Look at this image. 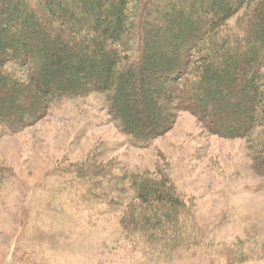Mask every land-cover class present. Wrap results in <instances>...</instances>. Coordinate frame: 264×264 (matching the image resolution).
Masks as SVG:
<instances>
[{
    "label": "rangeland",
    "instance_id": "374dc122",
    "mask_svg": "<svg viewBox=\"0 0 264 264\" xmlns=\"http://www.w3.org/2000/svg\"><path fill=\"white\" fill-rule=\"evenodd\" d=\"M36 37L25 42L30 52L41 51ZM19 95H0V106ZM249 141L210 135L180 113L138 147L109 120L98 93L57 100L17 133L0 126V164L9 172L0 184V264H264V177L253 170ZM133 175L167 180L183 211L162 218L129 192L116 198V184ZM129 207L138 210L122 231ZM141 208L147 225L136 222Z\"/></svg>",
    "mask_w": 264,
    "mask_h": 264
},
{
    "label": "trees",
    "instance_id": "16d2710c",
    "mask_svg": "<svg viewBox=\"0 0 264 264\" xmlns=\"http://www.w3.org/2000/svg\"><path fill=\"white\" fill-rule=\"evenodd\" d=\"M194 1L0 0V95L20 94L0 106V126L17 133L57 100L98 93L109 120L138 147L168 132L180 113L227 140L249 141L259 127L248 144L264 177V0ZM31 33L41 51H28ZM8 65L17 70L6 73ZM239 102L243 108L228 113ZM7 176L0 164V184ZM116 187V198L129 192L162 218L185 207L162 178L133 175ZM129 208L122 231L138 210ZM141 209L136 222L147 225Z\"/></svg>",
    "mask_w": 264,
    "mask_h": 264
}]
</instances>
